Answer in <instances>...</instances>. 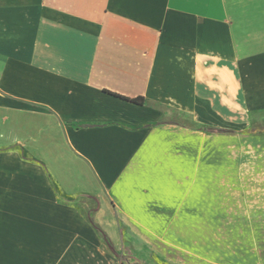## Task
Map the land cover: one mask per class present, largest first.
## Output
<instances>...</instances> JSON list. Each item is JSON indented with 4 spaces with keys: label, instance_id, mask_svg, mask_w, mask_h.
I'll use <instances>...</instances> for the list:
<instances>
[{
    "label": "crops",
    "instance_id": "1",
    "mask_svg": "<svg viewBox=\"0 0 264 264\" xmlns=\"http://www.w3.org/2000/svg\"><path fill=\"white\" fill-rule=\"evenodd\" d=\"M255 219L264 0H0V264H264Z\"/></svg>",
    "mask_w": 264,
    "mask_h": 264
},
{
    "label": "rangeland",
    "instance_id": "2",
    "mask_svg": "<svg viewBox=\"0 0 264 264\" xmlns=\"http://www.w3.org/2000/svg\"><path fill=\"white\" fill-rule=\"evenodd\" d=\"M251 221L252 222H250V226L255 227L253 235L256 233L259 239L264 240L263 234H258V232H264V219H255ZM169 255L163 252L154 251L151 247L145 246L143 252H140L137 261L141 264H189L187 261L184 260L183 256L173 258ZM126 258H131V255H126Z\"/></svg>",
    "mask_w": 264,
    "mask_h": 264
},
{
    "label": "trees",
    "instance_id": "3",
    "mask_svg": "<svg viewBox=\"0 0 264 264\" xmlns=\"http://www.w3.org/2000/svg\"><path fill=\"white\" fill-rule=\"evenodd\" d=\"M126 98V97H125ZM133 102L136 103H142L143 99L142 97H134V98H127ZM209 131H215V132H225V129H217V128H207ZM88 221L92 224V226L96 229V231L101 235V237L103 238V240L105 241V243L108 245V247L111 249L112 252H115L113 249V246L109 240V238L107 237L106 233L99 227L98 224H96L93 220V218H91L90 216L87 217Z\"/></svg>",
    "mask_w": 264,
    "mask_h": 264
}]
</instances>
